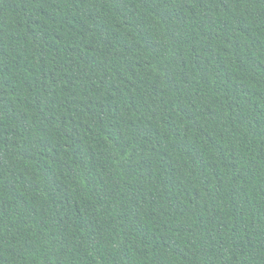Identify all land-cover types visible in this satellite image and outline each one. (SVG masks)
I'll use <instances>...</instances> for the list:
<instances>
[{
  "label": "trees",
  "instance_id": "obj_1",
  "mask_svg": "<svg viewBox=\"0 0 264 264\" xmlns=\"http://www.w3.org/2000/svg\"><path fill=\"white\" fill-rule=\"evenodd\" d=\"M0 264H264V0H0Z\"/></svg>",
  "mask_w": 264,
  "mask_h": 264
}]
</instances>
